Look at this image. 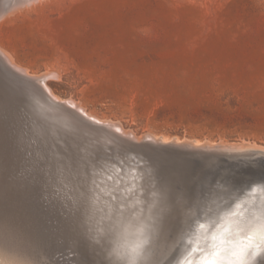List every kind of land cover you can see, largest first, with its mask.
Listing matches in <instances>:
<instances>
[{
  "label": "rangeland",
  "instance_id": "rangeland-1",
  "mask_svg": "<svg viewBox=\"0 0 264 264\" xmlns=\"http://www.w3.org/2000/svg\"><path fill=\"white\" fill-rule=\"evenodd\" d=\"M1 1L0 12L5 7ZM24 7L17 8L18 12L14 10L13 15L12 12L6 13L0 20V47L32 75L52 72L54 78L49 80V86L55 94L64 99L80 101V105L85 106L92 115L121 124L127 132L124 139L128 141L115 140L124 149L117 146L119 152H116L113 146L111 148L114 143L108 142L111 145L105 147L103 140L97 142L93 136L85 134L87 126L80 121H76V127H72L74 130L79 125L77 131L72 132L76 138L73 137L74 140L69 141L71 143L61 141L64 134L60 133L66 127L58 128L53 120L41 114L38 101L31 96V84L11 69H6L0 55L1 78V71L5 74L3 80L0 78V242L11 240L27 248L37 264H121L117 251H113L114 247L110 248L114 238L108 239L102 232L100 237L99 230L94 231L91 225L88 226L91 224L88 207L94 205L88 191L94 171L80 168L86 172L83 178H88L89 184L77 185L82 177L78 176L79 164L83 167L88 160H95L97 167L104 168L113 159L112 155L120 153L125 157L134 147V139L137 142L133 143L145 155L155 158L158 153L151 146L143 144L149 140L145 137L147 134H155L157 139H168L171 142L168 146L172 147L193 148L187 145V140L213 143L219 146L220 151L224 146L219 142L224 145L231 142L254 145L256 142L257 147L261 146L258 151L264 152V0H38ZM20 98L30 102L27 103L25 99L21 102ZM28 106L31 109L26 111ZM35 114L36 118L33 116ZM69 129L66 128L64 135L67 140L72 134L69 135ZM76 132L86 136H79ZM35 134H43L45 138ZM126 135L129 137L126 138ZM79 137H83L85 143ZM76 139L81 142L80 145L77 143L78 147ZM44 140H49V143ZM61 142L63 145L59 146ZM70 144H75L73 147L79 148L75 150L86 154L79 155L78 151L76 154L71 151L74 150L72 147L70 151L77 155L74 156L68 151ZM83 144L84 148L81 147ZM57 145L58 148H54ZM96 148L100 150L97 155ZM48 150L50 153L46 152ZM86 150L89 153L84 152ZM90 150L95 151V156ZM239 150L230 151V154L239 156L240 162L232 159V165L218 166L215 171H210L209 157L205 155L175 156L174 163H170V155L163 152L164 160L156 162V168L151 166L157 170L153 178L149 177L148 188H160L164 197L161 215L156 217L164 219L162 231H165L154 238L159 243L155 251L161 245L162 250H159L163 251L165 247L163 252L158 249V252H154V257L159 253L160 264H173L178 258L180 246L185 240L182 239L185 228L203 215L212 188L218 189L219 184L228 180L234 184L248 183L264 177V165L255 163L262 158V154L244 148ZM55 152H58L57 155ZM100 153L102 155L99 156ZM67 155L70 157H65ZM83 156L88 160H84ZM81 160L84 164H81ZM234 164L238 166L233 167ZM58 170H61L60 174ZM52 176H56L55 180ZM151 179L154 183H151ZM75 185L81 188L86 185L85 193L78 194L79 187ZM167 229L169 232L166 235ZM82 232L86 235L83 236ZM172 237H175V241ZM94 238L102 241L96 244ZM159 239L160 242L157 241ZM169 240H173L175 245ZM168 246L177 251L174 248L169 250ZM167 250L173 251L175 256ZM165 252L170 254L168 258ZM105 253L107 257L110 254L108 258H111L110 261L113 259L112 262L103 258ZM172 255L173 258H170Z\"/></svg>",
  "mask_w": 264,
  "mask_h": 264
},
{
  "label": "bare ground",
  "instance_id": "bare-ground-1",
  "mask_svg": "<svg viewBox=\"0 0 264 264\" xmlns=\"http://www.w3.org/2000/svg\"><path fill=\"white\" fill-rule=\"evenodd\" d=\"M38 0H7V4L4 7V9H2V11L0 12V20L4 17V15L7 13H11V15H13L15 12L14 10H16L17 8L19 9V7H24V5H32V3L36 2ZM2 2V1H1ZM3 3V2H2ZM1 3V4H2ZM23 5V6H21ZM1 7V6H0ZM25 8V7H24ZM18 12V10H16ZM14 12V13H13ZM8 17V16H7ZM6 18V17H5ZM10 54V53H9ZM6 51H4L1 47H0V55H1V61L3 63V65H5V68H9L12 70V72L16 75H18L21 79L27 81L28 83L31 84V96L36 99L38 101V105L39 106V110L41 111V114L45 115L46 117H48L49 119L53 120L55 122V126H59L58 128L63 129L62 127H68L69 129V135L76 129L78 128L79 125H77V128H75L74 130L72 129V127H76V121H80L81 123L83 122L86 126H87V133L85 134H90L91 136H93V139L97 142H101V140H103L102 144L105 145V147H108V145H111L108 142H111L113 145H111L115 148L116 152L119 150L118 149V142H116L115 140H126L124 139L125 135L127 132L124 130L123 126H121V124L111 121V120H104L101 119L97 116H94L91 114V112L89 113L82 105H80V101L73 100L72 98L70 99H64L61 98L60 96H58L57 94H55V92L50 88L49 86V80H51V78H54V74L52 72H46V73H41V74H30L27 69L23 68L22 66L18 65L17 63H15L11 56L9 55ZM2 65V66H3ZM6 68V69H7ZM1 75H3L2 77L5 78V74L3 73V71H1ZM56 74V73H55ZM58 77V76H57ZM56 77V78H57ZM1 78V76H0ZM3 78H1L3 80ZM58 79V78H57ZM53 80V79H52ZM4 87H7V84L5 86V84L3 85ZM9 87V85H8ZM44 94H43V93ZM10 94V93H9ZM15 96V95H14ZM11 97V96H10ZM13 98V97H12ZM15 99V98H14ZM21 99V98H20ZM25 99V98H24ZM24 99L21 101L23 102ZM11 100V98H10ZM26 100V99H25ZM3 101V100H2ZM10 102V101H8ZM17 102V101H15ZM26 102H30L27 101ZM79 102V103H78ZM13 104V103H12ZM34 105V104H33ZM22 106V105H21ZM36 106V105H34ZM19 108V107H18ZM24 108H25V104H24ZM29 106L27 107L28 111ZM20 109V108H19ZM31 109V108H29ZM33 110V108H32ZM31 110V112H32ZM36 110V109H35ZM24 111V113L26 112ZM30 111V110H29ZM37 111V110H36ZM35 111V112H36ZM78 111H81L80 114ZM34 112V111H33ZM8 114V112H7ZM23 114V111H22ZM13 116V115H12ZM26 116V115H25ZM35 116L34 118H36V114L33 115ZM38 116H41L40 114ZM24 117V116H23ZM15 118V117H14ZM33 118V119H34ZM40 118V117H38ZM18 119V118H17ZM31 119V120H33ZM30 120V121H31ZM36 120V119H34ZM33 120V121H34ZM38 120V119H37ZM5 121V120H4ZM26 121V118L25 120ZM52 121V122H53ZM117 121V120H116ZM28 122V121H27ZM25 122V124L27 123ZM32 122V121H31ZM82 123V124H83ZM44 124V123H43ZM9 125V124H7ZM46 124H44L45 126ZM29 126V125H28ZM37 126V125H36ZM53 126V124L51 125ZM12 127V126H11ZM20 127V126H19ZM33 127V126H31ZM30 127V128H31ZM47 127V126H46ZM50 127V126H48ZM81 127V126H80ZM79 127V128H80ZM23 128V127H22ZM25 128V127H24ZM38 128V126H37ZM45 128V127H44ZM51 128V127H50ZM66 128H64V130L66 131ZM82 128H84V126L82 125ZM9 129V127H8ZM39 129H42L41 127ZM38 129V130H39ZM48 129V128H47ZM52 129H55L54 127ZM60 129L59 132H61L62 130ZM72 129V131H71ZM119 131V133L117 132V130ZM28 129H25V131ZM35 130V129H34ZM33 130V131H34ZM46 130V129H45ZM51 130V129H50ZM56 130V129H55ZM59 130V129H58ZM68 130V129H67ZM79 130V129H78ZM83 130V129H82ZM127 130V129H126ZM129 130V129H128ZM131 130V129H130ZM21 131V130H20ZM25 131H24V135H25ZM54 131V130H52ZM64 131V132H65ZM71 131V132H70ZM46 132V131H45ZM48 132V130H47ZM46 132V133H47ZM62 131V133H60L61 135H65L67 132L64 133ZM79 132V131H78ZM76 132V133H78ZM86 132V131H85ZM21 133V132H19ZM33 133V132H32ZM31 133V134H32ZM37 133V132H36ZM41 133V131H40ZM45 133V134H46ZM49 133H51V131H49ZM53 133V132H52ZM79 133H84V132H79ZM78 133V134H79ZM132 133V132H131ZM29 134H30V130H29ZM56 134V132H55ZM58 134V136L60 135ZM80 135L79 136H83L85 137L86 135ZM134 136L136 135L135 133H133ZM147 134V133H145ZM154 134V133H153ZM23 135V134H22ZM34 136V134H32ZM31 135V136H32ZM36 135V134H35ZM37 135H42L44 138L45 136L43 134H37ZM36 135V136H37ZM63 135V137H65ZM73 133L70 135V137L68 136L67 138L70 139H65L61 136V138L63 140L61 141H72L74 140L76 137L72 136ZM74 135L75 134L74 132ZM155 135V134H154ZM152 134H147L145 135V137H147L149 140H145L144 143H146L147 145L151 144L152 142H155L159 144L162 143V145L164 144H168L169 140L166 138H161L157 139V137H155ZM26 136V135H25ZM30 136V135H29ZM32 136V139L34 138ZM57 135H55L54 137H56ZM57 136V138H58ZM78 136V135H77ZM128 135H126L127 138ZM130 136V134H129ZM128 136V137H129ZM132 136V135H131ZM130 136V137H131ZM140 136V135H139ZM138 136V137H139ZM144 136V134H143ZM24 137V136H23ZM28 137V136H27ZM41 137V136H39ZM39 137H37L39 139ZM42 137V138H43ZM52 137V135L50 136ZM60 137V136H59ZM74 137V139H73ZM82 137V138H83ZM133 137V136H132ZM131 137V139H132ZM137 137V138H138ZM144 137V138H145ZM72 138V139H71ZM79 137V140H82V143L84 142L83 139ZM36 139V138H35ZM36 139V140H38ZM48 139V138H46ZM50 139V138H49ZM53 139V137H52ZM78 139V138H77ZM76 141V145L77 143L80 145L79 142ZM31 140V139H30ZM34 140V139H33ZM55 140V138L53 139V141ZM86 140V139H85ZM133 140V139H132ZM136 142L137 140L134 139ZM45 141V140H44ZM49 141V140H48ZM48 141H45L46 143ZM74 141V142H75ZM133 141V142H135ZM172 141V140H171ZM178 141V140H177ZM39 142V141H38ZM43 142V141H42ZM40 142V143H42ZM52 141L50 140V143ZM57 142V141H56ZM73 142V143H74ZM132 142V143H133ZM176 142V141H175ZM183 142V141H182ZM187 145H190V147L192 146L193 149L195 148H200V149H208L206 151H210L212 149V151H214L215 148H219V146H216L213 143H201L199 141H187L186 140ZM208 142V141H207ZM223 142V141H222ZM251 142V141H250ZM44 143V142H43ZM49 143V142H48ZM60 143V141H59ZM57 143V144H59ZM71 143V142H69ZM85 143V142H84ZM121 143V142H120ZM119 143V144H120ZM131 143V141L129 142ZM185 143V142H183ZM233 142H231V144H226L224 145V143L219 142V144L224 146V151L228 150L229 152L231 151H237L239 149H247V150H254L255 153L257 154H262V158L259 159L258 161H256L255 163H261L262 165H264V152L262 151H258L260 150L261 146L259 145L257 147V145H244V144H232ZM253 143V142H252ZM25 144V143H24ZM126 144V143H125ZM171 144V142L169 143ZM175 144H179L175 143ZM181 144V141H180ZM213 144V145H212ZM217 144V143H216ZM257 144V143H256ZM15 145V144H13ZM31 145V144H30ZM34 145V144H33ZM42 146V144H40ZM44 145V144H43ZM50 145V144H48ZM56 145V144H54ZM63 145L62 142L61 144H59V146ZM69 145V144H68ZM71 145V144H70ZM75 144L70 146V149L68 151H70L72 149V147ZM77 145V147L79 146ZM122 145V144H121ZM182 145V144H181ZM186 145V144H185ZM53 146V144H52ZM84 146L81 145V147ZM118 146V147H117ZM130 146V145H129ZM133 146V145H132ZM263 146V145H262ZM26 147V146H25ZM30 147V146H29ZM28 147V148H29ZM44 147V146H43ZM48 147V146H47ZM64 147V146H63ZM77 147H73L74 150L72 149L71 151H78L79 148ZM131 147V146H130ZM143 147V146H142ZM175 147V146H173ZM178 147V145H177ZM184 147V146H183ZM187 147V146H186ZM195 147V148H194ZM260 147V148H259ZM35 149V147H33ZM49 148V147H48ZM54 148H58L54 147ZM62 148V147H61ZM60 148V149H61ZM65 148L66 145H65ZM78 150H75V149ZM84 148V147H82ZM110 148V147H109ZM119 148H122L121 146ZM132 148V147H131ZM180 148V146H179ZM182 148V146H181ZM37 149V148H36ZM46 149V148H45ZM51 149V147H50ZM210 149V150H209ZM222 149V150H223ZM39 150V149H38ZM44 150V149H43ZM47 150V149H46ZM65 150L66 149H62ZM61 150V151H62ZM82 150V149H80ZM92 150V149H91ZM90 150V151H91ZM121 150V149H120ZM122 150H124L122 148ZM24 151V150H23ZM28 151V150H27ZM54 151V150H53ZM52 151V152H53ZM64 151V153H65ZM66 151V152H68ZM70 151V152H71ZM94 151V150H93ZM93 151H91L93 153ZM100 151L96 148V152L95 154ZM219 151V149L217 150ZM221 151V150H220ZM243 151V150H242ZM31 152V151H30ZM46 152H49L46 151ZM84 152H88L87 150ZM102 153L104 151H101ZM106 152V151H105ZM119 152V151H118ZM240 152V150H239ZM252 152V151H251ZM3 153V152H2ZM50 153V152H49ZM56 155L58 152H55ZM54 153V154H55ZM63 153V152H62ZM72 153V152H71ZM79 155L83 153H80L78 151ZM76 153V154H78ZM89 153V152H88ZM91 153V154H92ZM246 153V152H245ZM253 153V152H252ZM22 154V153H21ZM29 154V153H28ZM42 154V153H41ZM45 154V153H44ZM66 154V153H65ZM73 154V153H72ZM76 154H73L74 156ZM86 153H83V155ZM95 154L93 153L92 155L95 156ZM98 154V153H97ZM96 154V155H97ZM249 154V153H248ZM27 155V153H26ZM34 156V154H32ZM36 155V154H35ZM37 155H40L37 153ZM50 155V154H49ZM61 155V154H60ZM71 155V154H69ZM92 155H90L89 157H92ZM102 155L101 153L99 154V156ZM148 155V154H147ZM158 155V154H157ZM241 155V154H240ZM18 156V155H17ZM22 156V155H21ZM20 156V157H21ZM51 156L53 157L52 153ZM77 156V155H76ZM88 156V155H85ZM114 156L113 159L108 161V164L105 165L104 168H94V174L91 175V179L90 181L93 179V177L96 178L97 182H99L101 184V188L103 189V192L100 191V189H95V190H91L92 189V184H90L89 186V197L91 198V202H93V206L90 207L89 204H91L89 202V209H88V213L90 214V223L91 224H87L88 226H92V230L100 231V234H98V236L103 233L106 238H114L112 239L113 246H111L110 248L114 247L113 251H117L118 255H119V259L121 264H152V262L154 260H157L159 257V253L156 255L157 257H154L156 253L157 249L159 250L161 248L162 250V245L161 247H158L155 251L156 245L159 243H156L155 239L157 237H155L157 234L160 236L159 233H163V231H165L163 229L162 231V225L163 222L162 220L164 219H158L156 216L160 214L163 205L161 204L162 202V191L160 190V184L157 182V184H159L160 186L158 187L159 189L156 188H148L147 184V177L153 178V176L156 175L155 170L157 169H153L150 165H141L142 163H144V158L139 155V154H133V156L135 157V159H128L126 162L123 161V157L120 155V153H116V155H112ZM18 157V159L20 158ZM30 157V156H29ZM46 157V156H45ZM50 157V156H49ZM48 157V158H49ZM65 157H70V156H65ZM73 157V156H71ZM98 157V156H96ZM95 157V158H96ZM154 157V156H153ZM157 157V156H156ZM155 157V158H156ZM252 157V156H251ZM254 157V155H253ZM26 158V157H25ZM32 158V157H30ZM60 157H58L59 159ZM62 158V157H61ZM64 158V155H63ZM62 158V161H63ZM74 158V157H73ZM77 158V157H76ZM79 158H82L81 156ZM84 158V156H83ZM88 160V157H85ZM84 158V160H86ZM94 157H92L93 159ZM242 158V157H241ZM248 158V156H247ZM17 159V160H18ZM55 159V157H54ZM57 159V158H56ZM72 159V158H71ZM78 159V158H77ZM90 159V158H89ZM195 159V157H194ZM255 159V158H254ZM5 160V159H4ZM14 160H16L14 158ZM35 160V159H34ZM42 160V159H41ZM44 160V159H43ZM48 160V159H47ZM67 160V158H66ZM75 160V159H74ZM86 160V161H87ZM117 160V161H116ZM119 160V161H118ZM40 161V160H39ZM79 161V160H78ZM90 161V160H88ZM95 161V160H94ZM121 161L124 164V167H122ZM186 161V160H185ZM25 162H28L27 160ZM36 162V161H35ZM48 162V161H46ZM55 162V161H54ZM58 162V161H57ZM64 162V161H63ZM66 162V161H65ZM73 162V159H72ZM70 162V163H72ZM80 162V161H79ZM78 162V163H79ZM23 163V161H22ZM68 163V162H67ZM66 163V164H67ZM69 163V166H70ZM74 163H77L76 161ZM84 164V162H82L81 160V164ZM185 163V162H184ZM27 164V163H26ZM43 164V163H42ZM50 164V163H49ZM59 164V163H58ZM164 164V163H163ZM31 165V163H30ZM34 165V164H33ZM38 165V164H37ZM48 165V164H46ZM62 165V164H61ZM64 165V164H63ZM72 165V164H71ZM74 165V164H73ZM78 165V164H77ZM108 165H112L114 166V169L111 170L110 166ZM1 166V165H0ZM51 166V165H50ZM57 166V164L55 165ZM67 166V165H65ZM69 166H67L69 168ZM79 167H77L78 172L80 171L79 175H82V177H80L81 179L78 180L77 185L82 184V179L86 174V172H84V170L82 171V169H84V165L83 167H80V164L78 165ZM157 166V165H156ZM175 166V165H174ZM184 166V164H183ZM195 166V165H194ZM238 164H234L233 167H237ZM25 167V166H22ZM45 167V164H44ZM49 167V166H47ZM64 166H62L63 168ZM71 167V166H70ZM74 170H75V166ZM155 167V166H154ZM171 167V166H170ZM2 168V167H1ZM57 168V167H56ZM60 168V167H59ZM58 168V169H59ZM80 168H82L80 170ZM156 168V167H155ZM161 168V166H160ZM192 168V167H191ZM207 168V167H206ZM25 169V168H24ZM37 169V168H36ZM41 169V168H40ZM48 169V168H47ZM50 169V168H49ZM70 169V168H69ZM195 169V168H193ZM261 169V168H260ZM23 170V169H22ZM28 170V169H27ZM31 170V167H30ZM45 170V169H44ZM55 170V169H54ZM57 170V169H56ZM66 170V169H65ZM121 170V171H120ZM161 170V169H160ZM264 170V169H263ZM47 171V170H46ZM53 171V170H52ZM59 174L61 173V170H58ZM64 172V170H62ZM77 171V170H76ZM159 171V170H158ZM186 171V170H185ZM196 171V170H195ZM194 171V172H195ZM33 172V171H32ZM75 172V171H74ZM162 172V171H161ZM193 172V171H192ZM23 173V172H22ZM47 173V172H46ZM45 173V174H46ZM66 173V172H65ZM83 173V174H82ZM85 173V174H84ZM19 174V173H17ZM29 174V173H28ZM41 174V173H40ZM43 174V172H42ZM41 174V175H42ZM57 174V173H56ZM73 174V172H72ZM71 174V175H72ZM184 174V173H183ZM189 174V173H188ZM40 175V176H41ZM47 175V174H46ZM65 175V174H64ZM69 175V174H68ZM78 175V176H79ZM84 175V176H83ZM88 175V173H87ZM169 175V174H168ZM197 175V174H195ZM108 176H111V179H107ZM193 176V175H192ZM33 177V176H32ZM49 177V176H48ZM53 180H55L54 178L56 176H52ZM61 177V176H60ZM69 177L71 178V176L69 175ZM77 177V174H76ZM75 177V178H76ZM89 177V176H88ZM160 177V176H159ZM198 177V176H197ZM253 177V175H252ZM34 178V177H33ZM65 178V176H64ZM62 178V180L65 181V179ZM70 178H67L68 180ZM158 178V177H157ZM157 178L155 179L157 181ZM161 178V177H160ZM193 178V177H192ZM4 179V178H3ZM58 179V178H57ZM88 179V178H86ZM159 179V178H158ZM168 179V178H167ZM173 179V178H172ZM201 179V177H200ZM22 180V179H21ZM25 180L28 181V179L25 178ZM37 180V179H36ZM47 180V178H46ZM45 180V181H46ZM52 180V181H53ZM60 180V179H59ZM58 180V181H59ZM72 180H76V179H72ZM70 180V181H72ZM89 180V179H88ZM152 180V179H151ZM150 180V181H151ZM44 181V180H43ZM50 181V180H49ZM88 181V182H90ZM195 181V180H194ZM24 182V181H23ZM31 182V180H30ZM77 182V181H76ZM153 182V180L151 181V183ZM163 182V181H162ZM26 183V182H25ZM24 183V184H25ZM33 183V182H32ZM61 184V181L59 182ZM71 183V182H70ZM75 183V182H74ZM92 183V182H91ZM154 183V182H153ZM173 183V182H171ZM194 183V182H193ZM196 183V182H195ZM18 184V183H17ZM49 184V183H48ZM58 184V183H57ZM67 184V183H66ZM89 183H87L88 185ZM168 184V183H167ZM192 184V183H191ZM54 185V183L52 184ZM76 186L79 187V186ZM154 185V184H153ZM5 186V185H4ZM59 186V185H57ZM86 186V185H85ZM85 186L84 188L79 187L78 189V194L79 192L83 195L85 193ZM164 186V185H163ZM191 186V185H190ZM189 186V187H190ZM53 187V186H52ZM63 187V186H62ZM86 187V189H87ZM151 187V186H149ZM153 187V186H152ZM183 187V186H182ZM187 187V186H186ZM218 189L216 188H212L213 191L210 192L209 197L207 199V205L204 207L203 210V215L202 216H198L195 220V222L192 225L186 226L185 228V232L182 235V239H187V243H182L179 249V256L178 258L175 259L176 264H188V261L190 260L192 262V264H201L202 259L205 256L211 255L213 252H219L220 256H219V264H235L237 257L233 255V253L236 254H240L242 251L245 250H250V249H254L258 252L264 253V238H261V235L258 232H255L253 229L254 225L259 224L261 221H264V177L258 180H253L250 182H246V183H232L230 182V180H228L227 182L222 183L221 185H218ZM68 188V186L66 187ZM73 188V187H70ZM2 189V188H1ZM30 189V188H29ZM37 189V188H36ZM56 189V188H55ZM65 189V188H63ZM75 189V188H74ZM173 189H174V185H173ZM4 190V189H3ZM48 190V189H46ZM62 190V189H60ZM69 190V189H68ZM71 190V189H70ZM113 190H117V194L121 196V201L119 202V206H117V202L112 201L111 196L108 195L109 192H112ZM192 190V189H191ZM18 191V190H16ZM164 191V190H163ZM180 191V190H179ZM60 192V191H59ZM67 192V191H66ZM72 192V191H71ZM76 193V190L74 191ZM172 192V191H171ZM30 193V192H29ZM73 193V192H72ZM72 193H70L72 195ZM181 193V192H180ZM185 193V192H184ZM61 194V193H60ZM63 194V193H62ZM186 194V193H185ZM5 195V194H4ZM50 195V194H49ZM58 195V194H57ZM67 195V194H66ZM75 195V194H74ZM42 196V195H41ZM166 196V194H165ZM44 197V196H43ZM48 197V196H47ZM67 197V196H64ZM74 197V196H73ZM79 197V196H78ZM55 198V197H54ZM57 198V197H56ZM81 198V197H80ZM78 198V199H80ZM83 198V197H82ZM90 198H88L90 201ZM191 198V197H190ZM34 199V198H33ZM36 199V198H35ZM49 199V198H47ZM52 199V198H51ZM61 199V198H60ZM64 199V198H63ZM68 199V198H66ZM75 199V198H74ZM86 199V198H85ZM171 199V198H170ZM175 199V198H174ZM4 200V199H3ZM29 200V199H28ZM40 200V199H39ZM57 200V199H56ZM71 200V199H70ZM166 200V199H165ZM183 200V199H182ZM185 200V199H184ZM31 201V200H30ZM63 201V200H62ZM69 201V200H68ZM80 201V200H79ZM167 201V200H166ZM193 201V200H192ZM58 202V201H57ZM64 202V201H63ZM74 202V201H73ZM84 202V201H83ZM12 203V202H11ZM33 203L34 200H33ZM86 203V202H85ZM42 204V203H41ZM48 204V203H47ZM55 204V203H54ZM60 204V203H59ZM69 204V203H68ZM67 204V205H68ZM81 204V203H80ZM84 204V203H83ZM167 204V203H166ZM181 204V203H180ZM193 204V203H192ZM12 205V204H11ZM45 205V203H44ZM73 205V204H72ZM87 205V206H88ZM186 205V204H185ZM179 206V205H178ZM195 206V205H194ZM13 207V205L11 206ZM40 207V206H39ZM58 207V206H57ZM63 207V205H62ZM66 207V206H64ZM79 207V206H77ZM188 207V206H187ZM186 207V208H187ZM190 207V206H189ZM45 208V207H44ZM52 208V207H51ZM74 208V207H72ZM76 208V207H75ZM74 208V209H75ZM86 208V207H85ZM166 208V207H165ZM35 209V208H34ZM60 209V208H59ZM62 209V208H61ZM177 209V208H175ZM174 209V210H175ZM180 209V208H179ZM189 209V208H188ZM54 210V209H53ZM187 210V209H186ZM85 211V209H84ZM172 211V210H171ZM178 211V209H177ZM61 212V211H60ZM74 212V211H73ZM87 213V212H86ZM163 213V212H162ZM179 213V212H178ZM185 213V212H184ZM33 214V213H32ZM64 214V213H63ZM168 214V213H167ZM171 214V213H170ZM183 214V213H182ZM161 215V214H160ZM186 215V213H185ZM33 216V215H32ZM52 216V215H51ZM84 216V215H83ZM175 216V215H174ZM190 216V215H189ZM41 217V216H40ZM163 217V216H162ZM179 217V216H178ZM191 217V216H190ZM63 218L64 215H63ZM68 218V217H67ZM71 218V217H70ZM88 218V217H87ZM183 218V217H182ZM84 219V218H83ZM86 219V218H85ZM172 219V218H171ZM180 219V218H179ZM178 219V220H179ZM41 220V219H40ZM62 220V219H61ZM68 220V219H67ZM181 220V219H180ZM87 222L89 221L88 219L86 220ZM41 222V221H40ZM66 222V221H65ZM178 222V221H177ZM186 222V221H185ZM49 223V222H48ZM61 223V222H60ZM80 223V222H78ZM169 223V222H168ZM55 224V223H54ZM175 224V222H174ZM200 224H203L204 227L201 228ZM49 225V224H48ZM56 225V224H55ZM63 225V224H62ZM72 225V224H71ZM171 225V224H170ZM47 226V225H46ZM83 226V225H82ZM81 226V227H82ZM86 226V225H85ZM172 226V225H171ZM170 226V227H171ZM179 226V224H178ZM177 226V229L179 228ZM80 227V226H79ZM173 227V226H172ZM96 230H95V229ZM83 229V228H82ZM170 230V228H168ZM168 229L166 230V232L168 231ZM182 229V228H181ZM51 230V229H50ZM59 231V230H58ZM61 231V230H60ZM83 231V230H82ZM175 232V230H173ZM38 232V231H37ZM57 232V231H56ZM71 232V231H70ZM90 232V231H88ZM92 232V231H91ZM102 232V233H101ZM169 232V231H168ZM168 232L166 233V235L168 234ZM1 233V232H0ZM61 234V233H60ZM89 234V233H88ZM92 234V233H90ZM94 234V236H95ZM164 234V233H163ZM162 234V235H163ZM176 234H178L176 232ZM62 235V234H61ZM83 235V232H82ZM86 235V234H84ZM83 235V236H84ZM157 235V236H158ZM161 235V236H162ZM57 236V235H55ZM92 236V235H91ZM90 236V237H91ZM93 236V237H94ZM174 236V235H173ZM181 236V234H180ZM179 236V238H180ZM88 237V236H87ZM86 239H89L87 238ZM166 237V236H163ZM176 237V235H175ZM175 237H172L173 240L175 241ZM84 238V237H83ZM97 238V237H96ZM95 239V243L98 244L97 242H99L101 239ZM155 238V239H154ZM57 239V238H56ZM147 239V243H144V241ZM161 239V238H160ZM160 239L157 240L160 242ZM171 239V238H170ZM177 239V237H176ZM60 240V239H59ZM92 240V238H91ZM98 240V241H97ZM106 239H104L103 241H105ZM114 240V241H113ZM163 240V239H162ZM161 240V241H162ZM173 240H169L174 242ZM64 241V240H63ZM90 241V240H89ZM102 241V240H101ZM107 241V240H106ZM105 241V242H106ZM116 241V242H115ZM179 241V239H178ZM181 241V238H180ZM179 241V242H180ZM78 242V241H77ZM86 242V241H85ZM93 242V241H90ZM93 242V243H94ZM103 242V244L105 243ZM111 242V241H109ZM111 242V243H112ZM51 243V242H50ZM57 243V242H56ZM92 243V244H93ZM27 244V243H26ZM66 244V242L64 243ZM68 244V242H67ZM75 244V243H73ZM115 244V246H114ZM172 244V243H171ZM72 245V244H71ZM91 245V244H89ZM88 245V246H89ZM111 245V244H109ZM169 245V244H168ZM173 245H175V242L173 243ZM177 245V244H176ZM100 246V244H99ZM97 246V247H99ZM55 247V246H54ZM58 247V246H57ZM61 247V246H60ZM72 246H70L69 248H71ZM92 247V246H91ZM102 247V246H101ZM105 247H108L105 245ZM164 247V246H163ZM169 247V246H168ZM167 247V248H168ZM88 248V247H87ZM94 248V247H93ZM100 248V247H99ZM103 248V247H102ZM174 248V247H173ZM172 247H169L170 249H173ZM178 248V247H177ZM73 249V247H72ZM104 249V248H103ZM165 249V247H164ZM163 249V251H164ZM176 248H174L175 250ZM70 250V249H69ZM88 250V249H87ZM97 250V248H96ZM102 250V249H101ZM112 251V249H110ZM159 250V251H161ZM167 250V252H169L170 254H173V251H169ZM54 251V250H53ZM107 251V250H106ZM161 251V252H163ZM177 251V249L175 250ZM66 252V251H65ZM73 252V251H72ZM158 252V251H157ZM63 253V250H62ZM70 253V252H69ZM98 253V252H97ZM108 253V251H107ZM107 253L104 254L103 258H107V262H112L108 258L110 256L107 257ZM109 253H113V252H109ZM166 253V252H165ZM164 253V254H165ZM169 253L167 254V258L170 255ZM71 254V253H70ZM75 254V253H74ZM94 254V253H93ZM96 254V253H95ZM163 254V255H164ZM37 255V254H36ZM60 255V254H59ZM92 255V254H91ZM102 255V253H101ZM116 255V254H113ZM112 255V256H113ZM173 255L170 256V258H173ZM189 255V257H188ZM57 256V254H56ZM162 256V255H160ZM166 256V255H165ZM175 256V255H174ZM116 257V256H115ZM51 259V258H50ZM89 259V258H88ZM96 259V257H95ZM104 259V261H105ZM160 259L159 258V264H160ZM163 259V258H162ZM0 264H37L36 261L34 260V258L31 256V254L28 252V249L25 247H22L19 244L16 243H12L11 240H6L4 241V243L0 242ZM91 260V257H90ZM166 260V259H165ZM103 261V260H102ZM103 261V262H104ZM169 261V260H167ZM60 262V261H59ZM97 262V260L95 261ZM106 262V261H105ZM52 263V262H51ZM57 263V262H56ZM174 264V263H173ZM253 264H264V256H257L255 258V261L253 262Z\"/></svg>",
  "mask_w": 264,
  "mask_h": 264
},
{
  "label": "water",
  "instance_id": "water-1",
  "mask_svg": "<svg viewBox=\"0 0 264 264\" xmlns=\"http://www.w3.org/2000/svg\"><path fill=\"white\" fill-rule=\"evenodd\" d=\"M6 4H7V0H3V5L6 6ZM132 144L134 147L129 149L130 150L129 153L127 155H125V157H123V161H125V162L128 159L134 160L135 157L133 156V154H139L144 158V163L147 162V164H144V163H142V164L154 166L156 162L164 160V157L162 155V154H164L163 152L168 153L170 155L169 156V157H171V159H169L170 163H174V161L176 160L175 156L205 155V156L209 157V162H210L209 169H210V171H215L218 166L222 167V165L223 166L232 165V161H231L232 159L236 160L237 162H240L239 156L230 154V152H227V150L226 151L221 150V151L207 152V151H202V150L197 149V148H195V149L189 148V147L188 148H179V147L168 146V144H164V145H162L161 143L160 144H156V143L154 144V142H152L149 145H147L146 143H143L144 145H146L148 147L151 146L150 148L154 152L159 154V155H157L156 158H151V157H148L147 155H145V153L139 149V146H137L136 143H132ZM120 165L122 167H124V164L122 161H121ZM109 166H110L111 170L114 169V167L112 165H109ZM147 179L149 180V177H147ZM148 180H147V182H148ZM199 216H202V215H199ZM183 242L187 243V239H185ZM188 257H189V255H188ZM174 264H176V262H174Z\"/></svg>",
  "mask_w": 264,
  "mask_h": 264
},
{
  "label": "snow or ice",
  "instance_id": "snow-or-ice-1",
  "mask_svg": "<svg viewBox=\"0 0 264 264\" xmlns=\"http://www.w3.org/2000/svg\"><path fill=\"white\" fill-rule=\"evenodd\" d=\"M97 166L98 165L95 161H88L84 164L85 169H94ZM107 179L110 180L111 176H108ZM84 184H87L86 179L82 181V186ZM95 189H100V191L103 192V189L101 188V184L97 182L95 177H93L91 190H95ZM108 195H110L112 201L117 202V206H119V202L121 201V196L117 194V190H113L112 192H109ZM200 227L203 228L204 225L200 224ZM253 229L255 232H258L261 235V238H264V221H261L259 224L254 225ZM144 243H147V239L144 241ZM233 255L237 257L235 264H253L255 258L257 256H264V253L258 252L254 249H250V250L242 251L240 254L233 253ZM219 256H220L219 252H213L211 255L205 256L202 259L201 264H219ZM152 264H159V260L158 259L154 260ZM188 264H192V262L189 260Z\"/></svg>",
  "mask_w": 264,
  "mask_h": 264
}]
</instances>
